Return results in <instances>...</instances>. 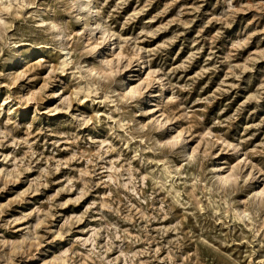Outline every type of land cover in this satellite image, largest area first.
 <instances>
[{"label":"clouds","instance_id":"obj_1","mask_svg":"<svg viewBox=\"0 0 264 264\" xmlns=\"http://www.w3.org/2000/svg\"><path fill=\"white\" fill-rule=\"evenodd\" d=\"M121 2L0 0V54L19 56L21 52L16 50L30 42L37 55L58 63L56 68L45 65L50 71L40 94L48 99L47 89L55 86V107L47 116L69 126L51 141L52 154L45 156L38 150L39 134L33 133L31 123L25 126L26 134L22 139L14 135L20 125L11 118L3 119L0 124V150H13L11 155L0 151V159L15 164L11 171L0 169L4 187L15 183L24 173L36 170V164L42 165L38 169L39 179L32 181L29 191L39 192L50 184L59 185L55 194L45 199V207H37L29 213L36 221L23 228L25 234L21 239H4L0 234V264H26L29 259L37 260V252L47 242L54 217H59L61 223L59 232H51V235L63 240L72 228L85 218L90 219V213H99L105 226L91 229L87 240L77 241L79 249L86 253L87 264H117L115 259L108 258L114 250L123 264H140L138 257H146L143 264H243L221 253L218 245L227 237L220 235L216 224L222 222L221 228L227 226L229 234L239 230L247 235L251 244L261 246L250 249L251 254L264 249V144L248 148L247 140L233 141L224 134L217 136L212 128L223 127L226 122L215 120L210 128L203 129V144L193 147L189 130L178 131L180 125L176 123L178 117L191 123L194 110L184 107L185 98L181 94L190 93L192 85L172 80L177 71H186L189 65L180 63L171 71L151 67L149 61L154 54L174 41L147 49L143 41L154 38L156 32L142 29L138 35L125 37L113 22ZM226 3L222 23H230L241 10L233 6V0ZM250 7L264 13V0ZM17 18L21 25L27 26L26 33L19 28L12 31ZM247 42L234 43L232 48H241ZM145 64L151 68L146 77L140 71ZM237 70L242 75L247 68L245 64L232 65L229 74L239 79ZM207 71L197 72L196 76L202 77ZM23 78L24 73H21L11 79L10 84ZM155 89H159L158 108L157 114L151 116L144 104ZM221 90L218 88L217 92ZM36 96V93L21 96L10 93L7 99L19 100L23 107ZM213 97L194 103L210 106L215 102V93ZM61 113L63 115H58ZM4 115V105L0 103V118ZM142 117L150 118L145 121ZM235 118L233 114L228 120ZM196 119L203 121L204 117ZM101 130L104 137L93 135ZM44 131L46 133V129ZM60 144L69 150L67 158L57 157ZM20 149L24 152L17 162L16 153ZM221 153L238 163H223ZM253 157H260L255 165L250 163ZM62 170L66 171L61 176ZM97 188L105 190L102 197ZM157 190L165 191L168 199L152 209L157 203L153 199ZM71 193H75V198L67 203L72 205H80L90 195L94 200L82 213L65 218L66 214L56 210L65 208L66 204L57 198ZM178 205L191 213L190 224L175 216ZM150 209L155 214H146ZM169 215L177 219V223L161 228L153 237L151 222ZM109 216L114 219L109 220ZM133 216H136L134 224L131 223ZM27 218L21 217V220ZM125 221L139 234L129 236L128 228L118 227V223ZM140 221L145 223L141 225ZM15 223L14 220L0 223V228L9 230ZM197 225L201 231H196ZM168 232H176V239L165 240L163 237ZM98 237L105 238L106 242L97 245ZM193 240L199 245L194 258L186 255L187 246ZM138 243L143 247L133 251ZM157 243L159 247H153ZM162 250L167 255L161 262ZM74 255L75 249H70L61 252L60 258L66 260V264H80L85 259L84 255L73 259Z\"/></svg>","mask_w":264,"mask_h":264},{"label":"rangeland","instance_id":"obj_2","mask_svg":"<svg viewBox=\"0 0 264 264\" xmlns=\"http://www.w3.org/2000/svg\"><path fill=\"white\" fill-rule=\"evenodd\" d=\"M112 2L115 4V0ZM259 3L260 0H233V6L241 10L236 13L230 23L221 22L225 19L227 12L226 0H128L127 3H123L122 0L118 14L113 17V22L125 37L138 35L142 29L156 32L154 38L143 41V46L147 49L174 41L169 47L154 54V58L149 61L151 67H162L166 71H171L180 63H188L187 70L177 71L172 80L192 85L190 93L181 94L185 98L184 107L194 110L191 123L181 120L179 117L176 123L180 125L178 131L189 130V135L193 137L191 141L193 147L196 144H203L202 131L204 128H210L215 120L226 122L223 127L212 128L217 136L224 134L225 138L233 141L247 140L248 148H256L258 145L264 144V123H262L264 121V56H261V53H264V13L250 7L252 4ZM17 28L25 33L28 31L26 25L20 24V18H17L16 23L13 24L12 31ZM243 40L248 41L243 47L232 48L234 43ZM21 49L23 50L21 51ZM16 51H20L21 54L19 56H11L7 52L0 54V103L4 105L5 113L4 117L0 118V124L3 119L11 118L14 123L20 125L14 135L18 139H22L26 134L25 126L31 123L33 133L39 134L38 150L42 151L45 156H50L53 151L51 141L55 140L59 133L66 131L69 126L64 121H56L47 116L48 111L55 107L53 103L57 99L53 94L57 91L55 86L47 89L50 94L48 99L42 98L40 90L44 88L50 71V68L45 65L49 64L52 68L59 65L49 57L37 55L36 51L32 50L30 42L21 45V48ZM228 57L231 59H227ZM149 64L143 65L140 69L144 77L151 70ZM233 64H245L247 68L242 75L237 70L239 79L229 74ZM204 69H208V71L202 77H197L196 73ZM21 73H24V78L15 84H10V80L18 77ZM57 75L62 74L57 73ZM218 88L222 90L217 92ZM151 91L153 94L147 98L144 107L151 113V116H155L158 108L159 89ZM10 93L16 96L36 93L37 96L31 103H26L21 107L19 100L10 101L7 99ZM214 93L215 102L210 106L204 103H194L204 97L213 99ZM253 96L257 99H250ZM173 110L175 111V109ZM233 114L236 115V118L229 121L228 118ZM199 116L204 117L203 121L196 119ZM149 118L142 117L141 119L146 121ZM93 135L98 138L104 137V131L101 130ZM91 138L89 137V139ZM33 139H35V135ZM44 145L46 147H40ZM217 148L218 150L221 148L219 143ZM0 151L11 155L13 150L6 148ZM23 152L24 149L17 151V162ZM68 154L69 150L63 144L57 145L58 158H67ZM221 159L223 163H232L233 165L238 163L224 153H221ZM259 159L260 157H253L250 163L255 165ZM41 166L36 164L34 166L36 170L24 173L15 183H8L6 188L3 179L0 178V189H3L0 190V213H3L0 216V223L17 221L9 230L0 228V234L4 239L13 241L21 239L25 234L23 228L36 221L35 216H29V213L37 207H45V199L54 195L55 189H58V184H50L47 189H41L39 192L29 191L33 187L32 181L39 179L38 169ZM12 167H15L14 163L0 159V169L11 171ZM64 171L66 170H62L59 175L62 176ZM96 191L101 197L105 192L100 188H97ZM74 198L75 193L61 194L57 199L65 203L66 207L56 211L66 214L65 218L68 215H78L94 200V197L90 195L80 205L67 203L68 200ZM153 199L157 201L152 205V209H155L160 206V201L168 199V195L165 191L157 190L153 194ZM152 209L146 214H155ZM174 211L175 216L181 218L185 224L192 222L191 213L179 205ZM21 217L28 218L21 220ZM90 217V219L85 218L83 223L72 228L63 240L51 235V232H59L61 223L59 217H54L49 225L50 234L46 237L47 242L37 252V260L29 259L26 264H37L40 260L43 261V264H48L49 261L51 264H66V260L60 258V253L70 249H75L73 259L76 256L84 255L85 259L81 260L80 264H87L86 253L79 249L77 241L87 240L91 236V229L105 226V222L99 218V213H90ZM112 219L114 218L109 216V220ZM131 223H136V216H133ZM143 223L145 221H140L141 225ZM174 223H177V219L169 215L151 222L149 227L153 237H156L161 228H169ZM221 223H217L216 228L220 230V235L227 237L223 243L218 245L221 253L231 256L233 260L242 261L243 264H264V249L254 255L250 252V249L261 248L260 245L251 244L247 235L240 233L239 230H233L229 234V228L227 226L221 228ZM118 227L128 228L129 236L139 234L129 228L127 221L118 223ZM196 231H201L198 225ZM176 236V232H168L163 238L175 240ZM102 237L97 238V245L106 242ZM142 247L143 244L138 243L132 250L139 251ZM153 247H159V244H154ZM198 250L199 245L193 240L187 246L186 255L194 258ZM166 255V251L160 252L161 262ZM108 258L115 259L117 264H123L122 258L115 250L108 254ZM145 258L138 257L137 260L143 264Z\"/></svg>","mask_w":264,"mask_h":264}]
</instances>
